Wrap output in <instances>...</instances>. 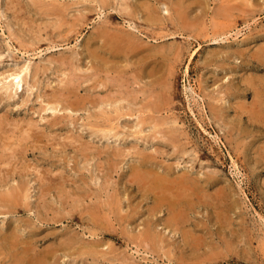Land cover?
<instances>
[{
    "label": "rangeland",
    "instance_id": "obj_1",
    "mask_svg": "<svg viewBox=\"0 0 264 264\" xmlns=\"http://www.w3.org/2000/svg\"><path fill=\"white\" fill-rule=\"evenodd\" d=\"M13 1L0 0V263L23 246L42 264H264V0Z\"/></svg>",
    "mask_w": 264,
    "mask_h": 264
},
{
    "label": "bare ground",
    "instance_id": "obj_2",
    "mask_svg": "<svg viewBox=\"0 0 264 264\" xmlns=\"http://www.w3.org/2000/svg\"><path fill=\"white\" fill-rule=\"evenodd\" d=\"M14 1H15V0H14ZM14 1H13V2H14ZM41 1H42V0H41ZM41 1H40V3H41ZM106 1H108V0H106ZM159 1H160V0H159ZM220 1H222V0H220ZM226 1H227V0H226ZM228 1H229V0H228ZM228 1H227V2H228ZM9 2H11V1H9ZM9 2H8V3H9ZM42 2H43V1H42ZM101 2H102V3H105L104 0H101ZM108 2H109V1H108ZM161 2H162V1H161ZM164 2H165V1H164ZM164 2H162V4H163ZM174 2H175V1H174ZM174 2H171V3H168V4L171 5V4L174 3ZM184 2H185V1H184ZM192 2H193V1H192ZM8 3H7V5H8ZM98 3H100V2H98ZM159 3H160V2H159ZM165 3L167 4V2H165ZM186 3H188V2L186 1ZM189 3L191 4V1H190ZM189 3H188V4H189ZM222 3H224V2L222 1ZM222 3H221V4H222ZM10 4H11V3H10ZM19 4H20V3H19ZM43 4L45 5V3H43ZM156 4H157V3H156ZM162 4H161V5H162ZM190 4H189V5H190ZM7 5H6V7H7ZM102 5H103V4H102ZM102 5H101V6H102ZM158 5H159V4H158ZM161 5H160V6H161ZM163 5H164V4H163ZM172 5H174V4H172ZM192 5H193V4H192ZM197 5H198V4H197ZM197 5H195V6L197 7ZM219 5H220V4H219ZM8 6H10V5H8ZM15 6H17V4H15ZM146 6H147V5H146ZM164 6H166V5H164ZM184 6H185V4H184ZM193 6H194V5H193ZM195 6H194V7H195ZM220 6H221V5H220ZM18 7H19V5H18ZM20 7H21V6H20ZM33 7H34V6H33ZM103 7H104V6H103ZM169 7H170V6H169ZM190 8H191V7H190ZM20 9H21V8H20ZM49 9H50V8H49ZM147 9H148V8H147ZM153 9H154V7H153ZM167 9H168V7L166 6V7L164 8L165 13H168V12H169ZM182 9H183V7H182ZM37 10H38V8H37ZM41 10H42V9H41ZM154 10H156V9H154ZM154 10H152V11H154ZM179 10H181V8H180ZM192 10H193V9H192ZM43 11H44V10H43ZM176 11H178V10H176ZM194 11H195V8H194ZM12 12H13V11H12ZM52 12H53V11H52ZM147 12H148V11H147ZM147 12H146V13H147ZM154 12H155V11H154ZM174 12H175V11H174ZM187 12H188V11H187ZM192 12H193V11H192ZM15 13H16V12H15ZM149 13H150V12H149ZM156 13H157V11H156ZM156 13H155V14H156ZM188 13H189V12H188ZM195 13H196V11H195ZM10 14H11V13H10ZM49 14H50V13H49ZM151 14H152V12H151ZM182 14H183V12H182ZM17 15H18V13H17ZM43 15H44V14H43ZM175 15H177V13H176ZM178 15H179V13H178ZM195 15H197V13H196ZM12 16H13V15H12ZM150 16H153V15H150V14H149V17H150ZM181 16H182V15H181ZM17 17H18V16H17ZM44 17H45V15H44ZM51 17H53V14L51 15ZM56 17H57V16H56ZM192 17H193V16H192ZM195 17H196V16H195ZM47 18H48V17H47ZM57 18H58V17H57ZM156 18H157V17H156ZM14 19H15V18H14ZM21 19H22V17H21ZM154 19H155V17H154ZM154 19H153V20H154ZM188 19H189V18H188ZM179 20H180V19H179ZM186 21H187V20H186ZM51 23H52V22H51ZM22 24H23V23H22ZM52 24H53V23H52ZM52 24H51V25H52ZM59 24H60V23H59ZM56 25H57V24H56ZM40 27H41V26H40ZM36 30H37V29H36ZM94 31H96V29H95ZM53 33H54V32H53ZM105 34H106V31L99 30L97 35H98V37L102 38ZM62 37H63V36H62ZM94 37H96V36H94ZM94 37H93V38H94ZM98 37H97V38H98ZM112 38H113V37H112ZM3 40H4V39H3ZM45 40H46V39H45ZM63 41H64V40H63ZM122 41H123V40H122ZM4 42H5V41H4ZM95 43H97V42H95ZM89 44H91V43H89ZM92 47H93V46H92ZM88 49H90V48H88ZM98 49H99V48H98ZM0 50H1V49H0ZM86 50H87V49H86ZM91 50H92V49H91ZM7 51H8V50H7ZM87 51H88V50H87ZM98 51H99V50H98ZM96 52H97V51H96ZM101 52H102V51H101ZM89 53H91V51H90ZM89 53H88V54H89ZM93 53H94V52H93ZM97 53H98V52H97ZM102 53H103V52H102ZM5 54H6V53H5ZM7 54H8V53H7ZM7 54H6V55H7ZM100 54H101V53H100ZM1 55H3V54H1ZM10 55H11V54H10ZM93 55H94V54H93ZM93 55H90V56L92 57ZM101 55H102V54H101ZM13 56H14V54H13ZM95 56H96V55H95ZM97 56H98V55H97ZM4 57H5V56H4ZM14 57H15V56H14ZM94 58H95V57H94ZM94 58H93V59H94ZM1 59H2V58H1ZM13 59H14V58H13ZM61 59H63V58H61ZM102 59H103V57H102ZM5 60H6V59H5ZM9 61H10V60H9ZM69 61H70V60H69ZM93 61H94V60H93ZM96 62H98V60H97ZM102 62H103V61H102ZM9 64H10V63H9ZM63 64H65V63H63ZM3 65H4V64H3ZM60 65H61V64H60ZM71 65H72V64H71ZM6 66H7V65H6ZM9 66H10V65H9ZM9 66H8V67H9ZM11 66H12V65H11ZM31 66H32V65H31ZM49 66H50V65H49ZM73 67H74V66H73ZM0 68H1V67H0ZM25 68H26V67H25ZM2 69H4V68H2ZM2 69H1V70H2ZM44 69H45V68H44ZM47 69H48V68H47ZM23 70H24V69H23ZM50 70H51V69H50ZM35 71H36V70H35ZM46 71H48V70H46ZM97 71H98V69H97ZM3 72H4V71H3ZM3 72H2V73H3ZM20 72H22V71L20 70ZM93 72H94V71H93ZM15 73H16V71H15ZM25 73H26V72H25ZM73 73H75V72L73 71ZM94 73H95V72H94ZM5 74H6V73H5ZM23 74H24V73H23ZM24 75H25V74H24ZM92 75H93V74H91V76H92ZM95 75H96V73H95ZM95 75H94V76H95ZM9 76H10V82H11V80H12V83H11V84L15 86V90H17V89L20 90V87H22L20 84H21V81H22V79H23V78L21 79V74H20V73H17L16 75H11V74H10ZM96 76L98 77V75H96ZM22 77H23V76H22ZM8 78H9V77H8ZM25 78H26V77H25ZM93 78H94V77H93ZM27 79H28V78H27ZM23 80H24V79H23ZM90 80H91V79H90ZM8 81H9V80H8ZM24 81H25V80H24ZM91 81H92V80H91ZM93 81H94V80H93ZM10 82H9V83H10ZM23 83H24V82H23ZM26 83H27V81H26ZM2 84H3V83H2ZM5 84H7V83L5 82ZM34 84H35V83H34ZM45 84H46V83H45ZM28 85H29V84H28ZM101 85H102V84H101ZM14 86H13V87H14ZM32 86H33V84H32ZM48 86H49V85H48ZM95 86H96V85H95ZM97 86H98V85H97ZM36 87H37V86H36ZM63 87H64V86H63ZM63 87H62V88H63ZM66 87H67V86H66ZM69 87H70V86H69ZM76 87L78 88V86H75V88H76ZM98 87H99V86H98ZM102 87H103V86H102ZM7 88H8V87H7ZM10 88H12V87H10ZM23 88H24V87H23ZM31 88H32V87H31ZM59 88H60V87H59ZM79 88H80V87H79ZM0 89H2V88L0 87ZM56 89H57V87L55 88V91H56ZM69 89H70V88H69ZM69 89H67V91H68ZM94 89H95V88H94ZM98 89H99V88H98ZM98 89H97V90H98ZM9 90L11 91L12 89H9ZM9 90H7V91L9 92ZM33 90H34V89H33ZM64 90H65V89H63L62 92H63ZM76 90H77V89H76ZM76 90H75V92H76L75 94H77V93L79 94L80 91L77 92ZM78 90H79V89H78ZM57 91H58V90H57ZM71 91H72V90H71ZM88 91H89V90H88ZM90 91H92V93H90V94H93V93L96 91V89H95V90H92V88H91ZM93 91H94V92H93ZM13 92H14V91H13ZM13 92H12V94H13ZM18 92H19V91H18ZM18 92H17V93H18ZM60 92H61V91H60ZM62 92L60 93L61 95H58V97L61 96V98H62V94L64 93V92H63V93H62ZM52 93H53V91H52ZM4 94H5V93H4ZM10 94H11V93H8V95H10ZM15 94H16V92H15ZM67 94H68V93H67ZM67 94H66V95H67ZM96 94H97V92H96ZM96 94H95V95H96ZM257 94H258V93H257ZM1 95H2V94H1ZM6 95H7V94H6ZM17 95H18V94H17ZM54 95H55V94H54ZM68 95H69V94H68ZM79 95H80V94H79ZM93 95H94V94H93ZM143 95H144V94H143ZM13 96H14V95H13ZM13 96H12V97H13ZM63 96H64V94H63ZM90 96H92V95H90ZM12 97H11V98H12ZM15 97H16V96H15ZM15 97H14V99H15ZM47 97H48V96H47ZM51 97H53V96H51ZM70 97H72V95H70ZM70 97H69V98H70ZM73 97H74V96H73ZM73 97H72V98H73ZM76 97H78V96H76ZM96 97H97V96H96ZM261 97H262V94H261ZM3 98H4V96L2 97V99H3ZM11 98H10V100H11ZM54 98H55V97H54ZM56 98H57V95H56ZM91 98H92V97H91ZM22 99H23V98H22ZM73 99H74V98H73ZM98 99H99V98H98ZM263 99H264V97H263ZM27 100H28V99H27ZM47 100H50V98H48ZM55 100H56V99H55ZM58 100H59V99H58ZM61 100H62V99H61ZM61 100H60V101H61ZM63 100H65V99H63ZM68 100H69V99H68ZM95 100H97V99L95 98ZM148 100H149V99H148ZM259 101H260V100H259ZM11 102H12V101H11ZM24 102H25V101H24ZM26 102H27V101H26ZM28 102H29V101H28ZM51 102H52V101H51ZM55 102H56V101H55ZM55 102H52V103H55ZM61 102H63V101H61ZM72 102H73V101L70 100V101H67V103H66V105H68V108H70V109L73 108V107H72V105H73ZM149 102H150V101H148V104H149ZM255 102H256V101H255ZM260 102H261V101H260ZM9 103H10V102H9ZM48 103H49V102H48ZM63 103H65V101H64ZM77 103H78V102H77ZM82 103H83V102H82ZM92 103L95 104L94 102H92ZM26 104H27V103H26ZM257 104H258V103H257ZM260 104H261V103H260ZM260 104H259V105H260ZM24 105H25V104H24ZM47 105H48V104H47ZM84 105H85V104H84ZM146 105H147V103H146ZM149 105H151V104H149ZM149 105H147V106H149ZM261 105H262V104H261ZM58 106H59V104H56V103H55V104H50V103H49V110L52 111L53 114L56 113V112H61V111H59V109H61V108L58 109ZM69 106H70V107H69ZM77 106H78V105H77ZM77 106H76V107H77ZM8 107H9V106H8ZM60 107H62V105H61ZM79 107H80V106H78L77 108H79ZM83 107H85V106H83ZM260 107H261V106H260ZM5 108H6V107H5ZM68 108H67V109H68ZM2 109H3V108H2ZM44 109H46V108H44ZM62 109H63V107H62ZM70 109L68 110V113H69L70 115H75L76 112L73 111V110H70ZM81 109H82V108H80L79 110H81ZM4 110H6V109H4ZM42 110H43V109H42ZM76 110H77V109H76ZM79 110H77V111H79ZM6 111H7V110H6ZM47 111H48V110H47ZM1 112H2V111H1ZM1 112H0V113H1ZM262 112H263V111H262ZM260 113H261V110H260ZM10 114H11V113H10ZM58 114H59V113H57V114H55V115H53V116H57ZM69 114H68V115H69ZM1 115H2V113H1ZM59 115H61V116H65V114H59ZM261 115H263V113L260 114V115H258V116H261ZM4 118H5V117H4ZM7 118H8V117H7ZM62 118H63V117H62ZM62 118H61V120H63ZM12 120H13V119H12ZM61 120H60V121H61ZM3 121H6V119L3 120ZM24 121H26V120L24 119ZM57 121L60 122L59 120H57ZM7 122H8V121H7ZM7 122H6V124H7ZM20 122H21V121H20ZM20 122H19V124H20ZM29 122H30L31 124L33 123L32 121H29ZM51 122H52V120H51ZM9 123H10V122H9ZM14 123H15V122H14ZM14 123H13V125H14ZM140 123H141V121H140ZM0 124H2V123H0ZM3 124L5 125V123H3ZM10 124H11V123H10ZM7 125H8V124H7ZM26 125H27V124H26ZM32 125H33V124H32ZM36 125H37V124H36ZM49 125L52 126L51 124H49ZM53 125H55V123H54ZM58 125H61V123H59ZM58 125H57V126H58ZM138 125H139V124H138ZM138 125H137V126H138ZM1 126H2V125H1ZM23 126H24V124H23ZM61 126H62V125H61ZM141 126H142V125H141ZM2 127H3V126H2ZM8 127H9V126H8ZM10 127H11V126H10ZM12 127H13V126H12ZM12 127L9 128L10 131H9V130H7V131H9V132L14 131V130H11ZM15 127H16V126H15ZM15 127H13V128H15ZM24 127H25V126H24ZM29 127H30V126H29ZM40 127H41V126H40ZM52 127H54V126H52ZM135 127H136V126H135ZM139 127H140V126H139ZM0 128H1V127H0ZM4 128H5V127H4ZM18 128H19V127H18ZM26 128H27V127H26ZM34 128H35V126H34ZM44 128H45V127H44ZM47 128H48V127H47ZM49 128H50V127H49ZM62 128H63V126H62ZM101 128H102V127H101ZM112 128H113V126H112ZM112 128H111V129H112ZM28 129H29V128H28ZM37 129H38V128H37ZM54 129H55V128H54ZM59 129H60V128H59ZM99 129H100V128H99ZM103 129H104V128H103ZM111 129H110L109 131H111ZM138 129H139V128H138ZM138 129H134V132H135V130H138ZM140 129H141V128H140ZM15 130H16V129H15ZM18 130H19V129H18ZM32 130H33V129H32ZM46 130H47V129H46ZM46 130H45V131L42 130V131L46 132ZM50 130H51V129H50ZM61 130H62V129H61ZM101 130H102V129H101ZM101 130H100V134L103 133V132L101 133ZM106 130H107V129H106ZM106 130H105V131H106ZM22 131H23V130H22ZM30 131H31V130H30ZM30 131H29V132H30ZM35 131H36V130H35ZM48 131H49V129H48ZM52 131H53V129H52ZM105 131H104V133H105ZM141 131H142V130H141ZM19 132H20V131H19ZM19 132H18V133H19ZM29 132H28V134H29ZM32 132H33V131H32ZM53 132H54V131H53ZM96 132H97V131H96ZM137 132H138V131H137ZM15 133H16V131H15ZM21 133H22V132H21ZM36 133H37V132H36ZM54 133H55V132H54ZM117 133H119V132H117ZM5 134H6V133H5ZM5 134H3V135H5ZM8 134H11V133H8ZM32 134H33V133H32ZM32 134H30V135L32 136ZM47 134H48V133H47ZM71 134H72V133H71ZM108 134H109V133H108ZM135 134H136V133H135ZM24 135H25V134H23L22 136H24ZM55 135H56V134H55ZM59 135H60V134H59ZM102 135H103V134H102ZM105 135H106V134H105ZM140 135H142V134H140ZM15 136H17V135H15ZM15 136H14V137H15ZM20 136H21V135H20ZM34 136H35V133H34ZM37 136H38V138H39L40 135H36V137H37ZM53 136H54V135H53ZM60 136H61V135H60ZM106 136H107V135H106ZM116 136H117V135H116ZM134 136H136V135H134ZM164 136H166V135H164ZM9 137H10V136H9ZM32 137H33V136H32ZM36 137H33V138H36ZM47 137H49V136L47 135ZM56 137H58V136H56ZM61 137H62V136H61ZM64 137H65V136H64ZM67 137H68V136H67ZM72 137H73V136H72ZM81 137H82V136H81ZM103 137H104V136H103ZM0 138H1V137H0ZM17 138H18V137H17ZM41 138H42V137H41ZM50 138H52V137L50 136ZM50 138H49V139H50ZM68 138H69V137H68ZM74 138H75V137H74ZM101 138H102V137H101ZM3 139H4V138H3ZM69 139H70V138H69ZM78 139H79V137H78ZM107 139H108V137H107ZM136 139H139V138H136ZM164 139H165V138H164ZM166 139H168V136L166 137ZM169 139H170V138H169ZM171 139H172V138H171ZM173 139H174V138H173ZM0 140H1V139H0ZM28 140H29V139H28ZM36 140H37V139H36ZM42 140H43V139H42ZM52 140H53V138H52ZM54 140H55V139H54ZM58 140H59V139H58ZM61 140H62V139H61ZM67 140H68V139H67ZM70 140H71V139H70ZM70 140H69V143H72ZM73 140H74V139H73ZM76 140H77V139H76ZM103 140H105V139H103ZM2 141H3V140H2ZM2 141H1V143H2ZM14 141H15V140H14ZM14 141H13V142H14ZM26 141H27V140H26ZM48 141H50V140H48ZM63 141H64V140H63ZM74 141H75V140H74ZM74 141H73V142H74ZM8 142H9V141H8ZM11 142H12V141H11ZM16 142H17V141H16ZM40 142H42V141H40ZM78 142H79V141H78ZM101 142H102V141H101ZM101 142H100V143H101ZM9 143H10V142H9ZM9 143H8V145H9ZM22 143H23V141H22ZM29 143H30V142H29ZM82 143H84L83 140H82ZM103 143H104V142H103ZM17 144H18V142H17ZM20 144H21V143H20ZM30 144H31V143H30ZM34 144H36V143H34ZM57 144H58V145H63L62 143H61V144L57 143ZM27 145H28V144H27ZM31 145H33V144H31ZM70 145H71V144H70ZM73 145H74V144H73ZM84 145H85V144H84ZM173 145H174V144H173ZM1 146H2V145H1ZM4 146H5V144H4ZM15 146H16V145H15ZM25 146H26V145H25ZM63 146H64V145H63ZM104 146H105V145H104ZM108 146H109V145H106V148H107V149H108ZM110 146H111V145H110ZM110 146H109V149L112 147V146H111V147H110ZM175 146H177V145H175ZM7 147H8V149H9V146H7ZM18 147H20V145H19ZM18 147H16V148H18ZM29 147H30V146H29ZM32 147L35 148L34 146H32ZM56 147H57V146H56ZM67 147H68V146H67ZM83 147H84V146H83ZM83 147H81V148L83 149ZM16 148H15V149H16ZM27 148H28V147H27ZM27 148H26V149H27ZM60 148H61V147H60ZM84 148H86V147H84ZM89 148H90V147H89ZM89 148H88V149H85V150H89ZM18 149H19V148H18ZM23 149H24V147L22 148V150H23ZM26 149H25V150H26ZM82 149H81V152L83 151ZM111 149H113V147H112ZM5 150H7V149L5 148ZM19 150H20V149H19ZM85 150H84L83 153H85ZM2 151H4V150H2ZM2 151H1V152H2ZM114 151L117 152V151L115 150V148H114ZM4 152H5V151H4ZM7 152H8V151H7ZM23 152H24V151H23ZM30 152H31V151H30ZM79 152H80V150H79ZM25 153H26V151H25ZM32 153H34V152H32ZM112 153H114V152H112ZM1 154H3V153H1ZM1 154H0V155H1ZM4 154H5V153H4ZM18 154H20V153L18 152ZM22 154H23V153H22ZM87 154H88V152H87ZM118 154H119V153H118ZM7 155H8V154H7ZM9 155H10V154H9ZM110 155H111V153H110ZM113 155L116 156L117 153H116V154L114 153ZM113 155H111V156H113ZM149 155H151V154H149ZM10 156H11V155H10ZM13 156H15V154H13ZM25 156H26V155H25ZM85 156H86V155H85ZM119 156H120V155H119ZM119 156H118V157H119ZM142 156H143V155H142ZM151 156H152V155H151ZM11 157H12V156H11ZM22 157H23V156H22ZM113 157H114V156H113ZM113 157H112V158H113ZM116 157H117V156H116ZM146 157H149V156H147V154H146ZM143 158H144V160H143L144 163H145V161H146L147 163L149 162V161L145 160V157H143ZM143 158H140V159H143ZM153 158H154V157H153ZM113 159H114V158H113ZM150 159H152V158L149 157L148 160H150ZM1 161H2V159H1ZM3 161H4V160H3ZM8 161L10 162V160H7V162H8ZM13 161H14V160H13ZM22 161H23V160H22ZM9 162H8V164H9ZM2 163H3V162H2ZM14 163H16V162H14ZM22 163H23V162H22ZM149 163H151V161H150ZM149 163H148V164H149ZM3 164H5V163H3ZM1 165H2V164H1ZM141 165H142V164H141ZM14 166H15V167H18L17 164H15ZM19 166H22L21 163H20ZM24 166H25V165H24ZM24 166H23V167H24ZM143 166H144V165H143ZM25 167H26V166H25ZM51 167H52V166H51ZM144 167H145V166H144ZM1 168H2V167H1ZM8 168H9V167H8ZM8 168H7V170H8ZM19 168H20V167H19ZM3 169H4V168H3ZM5 169H6V168H5ZM9 170H10V168H9ZM16 170H17V169H16ZM46 170H47V169H46ZM13 171H14V170H13ZM25 171H26V170H25ZM63 171H65V170H63ZM10 173H12V172H10ZM64 173H66V172H64ZM25 174H27V173H25ZM45 174H46V173H45ZM52 174L54 175V173H52ZM52 174H51V175H52ZM134 174H135V173H134ZM139 174H140V173H139ZM132 175H133V174H132ZM136 175H137V172H136ZM140 175H141V174H140ZM3 176H4V175H3ZM3 176H2V177H3ZM5 176H7V175H5ZM48 176L50 177V175H48ZM145 176L149 178V176H147V175H145ZM7 177H8V176H7ZM10 177H11V176H10ZM17 177H18V176H17ZM44 177H45V176H44ZM59 177H60V176H59ZM59 177H58V178H59ZM134 177H135V176H134ZM146 177H145V178H146ZM3 178H4V177H3ZM3 178H2V179H3ZM40 178H41V177H40ZM40 178H39V179H40ZM55 178H56V177H55ZM84 178H85V177H84ZM142 178H144V177H142ZM8 179H10V178H8ZM13 179H14V178H13ZM51 179H52V178H51ZM51 179H50V180H51ZM56 179H57V178H56ZM137 179H138V178H137ZM20 180H21V179H20ZM22 180H23V179H22ZM40 180H41V179H40ZM40 180H38V181H40ZM50 180H49V181H50ZM52 180H53V179H52ZM140 180H141V179H140ZM142 180H143V179H142ZM142 180H141V181H142ZM145 180H146V179H145ZM7 181H8V180H7ZM41 181H42V180H41ZM44 181H46V180H44ZM179 181H180L179 184H182V183L184 182L183 186H186V185H185V184H186V183H185V182H186L185 180H184V181H183V180H179ZM18 182L20 183V181H18ZM68 182H69V181H68ZM85 182H86V181H85ZM137 183H138V180H137ZM141 183H142V182H141ZM147 183H148V182H147ZM179 184H178V185H179ZM5 185H6V184H5ZM7 185H8V184H7ZM21 185H22V184H21ZM23 185H24V184H23ZM39 185H40V184H39ZM48 185H49V184H48ZM84 185H85V184H84ZM86 185H87V184H86ZM149 185H150V184H149ZM159 185H160V184H159ZM159 185H158V186H159ZM178 185H177V186H178ZM0 186H1V185H0ZM9 186H10V185H9ZM11 186H12V185H11ZM151 186H152V185H151ZM38 187H39V186H38ZM141 187H142V186H141ZM143 187H145V186H143ZM170 187H171V186H170ZM179 187H180V186H179ZM193 187H194V186H193ZM12 188H14V187H12ZM15 188H16V187H15ZM49 188H50V187H49ZM60 188H61V187H60ZM80 188H81V187H80ZM82 188H83V187H82ZM181 188H182V187H181ZM181 188H179V189H181ZM10 189H11V188H10ZM16 189H17V188H16ZM20 189H21V188H20ZM44 189H45V187H44ZM46 189H47V188H46ZM46 189H45V191H47ZM163 189H164V188H163ZM168 189H169V188H168ZM1 190H3V189H1ZM13 190H14V189H13ZM17 190H18V189H17ZM49 190H50V189H49ZM59 190H60V189H59ZM67 190H68V189H67ZM177 190H178V189H177ZM10 191H11V190H10ZM24 191H25V190H24ZM24 191H22V193H23ZM179 191H181V190H179ZM20 192H21V190H20ZM38 192H39V191H38ZM54 192H55V190H54ZM59 192L62 193V191H59ZM64 192H67V191H64ZM86 192H87V191H86ZM68 193H69V192H68ZM80 193H81V192H80ZM80 193H78V194H80ZM87 193H89V192H87ZM10 194H11V193H10ZM39 194H40V192H39ZM41 194H42V193H41ZM59 194H60V193H59ZM62 194H63V193H62ZM62 194H60V195H62ZM65 194H66V193H65ZM69 194H70V193H69ZM69 194H68V195H69ZM7 195H8V194H7ZM14 195H15V194H14ZM25 195H26V193H25ZM25 195H24V196H25ZM46 195H47V194H46ZM57 195H58V194H57ZM60 195H59V196H60ZM66 195H67V194H66ZM75 195H76V194H75ZM75 195H74V197H75ZM81 195H82V194H81ZM22 196H23V195H22ZM22 196H21V197H22ZM6 197H8V196H6ZM28 197H29V196H28ZM49 197H50V196H49ZM88 197L90 198L91 196L88 195ZM3 198H4V196H3ZM3 198H2V199H3ZM11 198H12V194H11ZM13 198L15 199V197H13ZM23 198H25V197H22V199H23ZM39 198H40V197H39ZM39 198H38V199H39ZM47 198H48V197H47ZM60 198H62V196H61ZM63 198H64V197H63ZM63 198H62L61 200H63ZM66 198H67V197H66ZM83 198H85V197H83ZM5 199H6V201H5L4 203L2 202L4 206L6 205V202H7V198H5ZM16 199H17V198H16ZM19 199H20V198H19ZM22 199H21V200H22ZM26 199H27V198H26ZM70 199H71V198H70ZM73 199H74V198H73ZM77 199H78V196H77ZM80 199H81V196H80ZM80 199H79V200H80ZM9 200H10V199H9ZM44 200H45V199H44ZM48 200H50V199H48ZM54 200H55V199H54ZM61 200H60V201H61ZM71 200H72V199H71ZM71 200H70V201H71ZM18 201H19V200H18ZM38 201H39V200H38ZM46 201H47V199H46ZM76 201H77V200H76ZM81 201H83V199H82ZM81 201H80V202H81ZM84 201H85V200H84ZM14 202H16V201H14ZM22 202H23V200H22ZM24 202H25V200H24ZM24 202H23L21 205H24ZM44 202H45V201H44ZM48 202H49V201H48ZM64 202H65V198H64ZM67 202H68V201H67ZM67 202H66V203H67ZM77 202H78V201H77ZM12 203H13V202H12ZM18 203H19V202H18ZM18 203H15V204H17V207H18ZM27 203H28V201H27ZM61 203H62V202H61ZM72 203H73V202H72ZM13 204H14V203H13ZM37 204H41V202H40V203L38 202ZM47 204H48V203H47ZM63 204H65V203H63ZM79 204H80V203H79ZM85 204H86V202H85ZM9 205H10V204H9ZM21 205H20V206H21ZM32 205H33V204H32ZM45 205H46V202H45ZM48 205H50L49 207H52L51 204H48ZM52 205H53V204H52ZM67 205H69V202H68ZM117 205H118V204H117ZM10 206H11V205H10ZM13 206H14V205H13ZM33 206H34V205H33ZM41 206H42V205H41ZM61 206H62V205H61ZM70 206H71V205H70ZM80 206H81V205H80ZM89 206H90V205H89ZM102 206H103V205H102ZM118 206H119V205H118ZM6 207H7V206H6ZM24 207H25V206H24ZM34 207H35V206H34ZM37 207H39V206H37ZM49 207H48V208H49ZM54 207H55V206H54ZM54 207H52V209H53ZM59 207H60V206H59ZM71 207H75V206L72 205ZM71 207H70V208H71ZM76 207H77V206H76ZM95 207H96V206H95ZM95 207H93V208H95ZM10 208H11V207H9V209H7V210H11ZM60 208H62V207H60ZM79 208H80V207H79ZM86 208H87V207H86ZM91 208H92V207H91ZM118 208H119V207H118ZM1 209H2V208H1ZM3 209H4V208H3ZM12 209H13V207H12ZM45 209H46V207H45ZM50 209H51V208H50ZM71 209H73V208H71ZM71 209H70V210H71ZM76 209H77V208H76ZM88 209H89V208H88ZM88 209H87V210H88ZM96 209H97V207L95 208V210H96ZM99 209H100V208H99ZM84 210H85V208H84ZM95 210H94V212L97 211V210H96V211H95ZM111 210H112V209H111ZM118 210H119V209H118ZM0 211H1V210H0ZM3 211H4V210H3ZM14 211H16V210H14ZM24 211H26V210H24ZM24 211H23V212H24ZM28 211H29V210H28ZM32 211H33V210H32ZM35 211H36V210H35ZM82 211H83V210H82ZM88 211H89V210H88ZM92 211H93V210H92ZM92 211H91V212H92ZM98 211H99V210H98ZM100 211H101V210H100ZM1 212H2V211H1ZM46 212H47V210H46ZM118 212H119V211H116V214H117ZM5 213H6V211H5ZM5 213H3V214H5ZM33 213H35V212H33ZM65 213H66V212H65ZM103 213H104V212H103ZM0 214H1V213H0ZM3 214H2V215H3ZM11 214H12V213H11ZM11 214H10V215H11ZM35 214H36V213H35ZM38 214H39V213H38ZM38 214H37V215H38ZM48 214H49V213H48ZM67 214H71V213H67ZM51 215H52V214H51ZM57 215H58V214H57ZM64 215H66V214H64ZM103 215H105V214H103ZM11 216H12V215H11ZM28 216H29V214H28ZM28 216H26V217H28ZM30 216H31V214H30ZM39 216H40V215H39ZM39 216H38V217H39ZM47 216H48V215H47ZM47 216H46V217H47ZM49 216H50V215H49ZM49 216H48V217H49ZM53 216H54V215H53ZM58 216H59V215H58ZM58 216H57V217H58ZM67 216H68V215H67ZM22 217H25V216H21V218L19 217V219H21V220H19V221H22V220H23ZM32 217H33V216H32ZM43 217H44V216H43ZM60 217H61V216H60ZM60 217H59V219H60ZM62 217H63V216H62ZM16 218H17V216H15V219H16ZM63 218H64V217H63ZM26 219H27V218H26ZM26 219L24 218V221H23V222H25ZM31 219H32V218H31ZM11 220H12V219H11ZM45 220H46V219H45ZM55 220H56V216H55ZM55 220H54V221H55ZM61 220H62V219H61ZM13 221H14V220H12L11 223H12ZM16 221L18 222V218H17ZM54 221H53V222H54ZM14 222H15V221H14ZM17 222H16V223H17ZM23 222H22V223H23ZM40 222H41V221H40ZM48 222H49V221H48ZM64 222H65V221H64ZM16 223H15V224H16ZM25 223H26V225H27V221H26ZM34 223H35V222H34ZM12 224H13V223H12ZM12 224H11V225H12ZM18 224H19V222H18L16 225H18ZM29 224H30V223H29ZM35 224H36V223H35ZM26 225H25V227H27ZM18 226H19V225H18ZM5 227H6V225H4L3 229H5ZM14 227H15V226H14ZM14 227H13V225H12V228H14ZM19 227H23V226H19ZM33 228H34V227H33ZM18 229H19V228H18ZM23 229H25V228H23ZM1 230H2V229H1ZM6 230H7V229H6ZM6 230H5V232H6ZM9 230H10V229H9ZM20 230H21V229H20ZM25 230H26V229H25ZM28 230H30V229H28ZM2 231H3V230H2ZM17 231H19V230H17ZM17 231H15V232H17ZM22 231H23V230H22ZM26 231H27V230H26ZM35 231H36V230H35ZM7 232H8V230H7ZM15 232H14V233H15ZM30 232H31V231H30ZM47 232H48V231H47ZM93 232H95V231H93ZM93 232H91V235L94 234ZM8 233H10V232H8ZM19 233H20V232H19ZM22 233H23V232H22ZM26 233H27V232H26ZM31 233H32V232H31ZM39 233H40V232H39ZM41 233H42V232H41ZM41 233H40V234H41ZM17 234H18V233H17ZM34 234H35V233H34ZM44 234H45V233H44ZM61 234H62V233H61ZM71 234H72V233H71ZM80 234H82V233H80ZM83 234H84V233H83ZM95 234H96V233H95ZM1 235H2V234H1ZM6 235H7V234H6ZM19 235H20V237H21L22 235L24 236V234H22V235L19 234ZM25 235H26V234H25ZM28 235H32V234L28 233ZM28 235H27V236H28ZM78 235H79V233H78ZM84 235H85V234H84ZM10 236H12V233H11ZM14 236H15V238H16V236H18V235H14ZM33 236H34V235H33ZM85 236H86V235H85ZM3 237H4V240H5L6 236L3 235ZM12 237H13V236H12ZM28 237H29V236H28ZM76 237H77V236H76ZM79 237H81V235H79ZM82 237H83V236H82ZM26 238H27V237H26ZM6 239H7V238H6ZM10 240H12V239H10ZM20 240H21V241H19V242H20V243H23V242H22L23 239H20ZM26 240H27V239H26ZM26 240H25V241H26ZM78 240H79V238H78ZM152 240H153V239H152ZM154 240H155V239H154ZM14 241H15V243H17L18 239H14ZM23 241H24V240H23ZM83 241H84V240H83ZM85 241H86V239H85ZM150 241H151V240H150ZM159 241H160V240H159ZM4 242H5V241H4ZM10 242H11V241H10ZM12 242H13V240H12ZM66 242H68V241H66ZM148 242H149V241H148ZM152 242H153V241H152ZM161 242H162V241H161ZM5 243H6V242H5ZM13 243H14V242H13ZM24 243H25V242H24ZM26 243H28V241H26ZM71 243H72V242H71ZM75 243H77V242L75 241ZM86 243H87V242H86ZM0 244H1V243H0ZM82 244H83V243H82ZM87 244H88V243H87ZM87 244H86V245H87ZM150 244H151V243H150ZM155 244H156V243H155ZM9 245H10V244H9ZM12 245H13V244H12ZM15 245H16V244H15ZM17 245L19 246V243H17ZM21 245H23V244H21ZM84 245H85V244H84ZM157 245H158V244H157ZM6 246H7V244H6ZM77 246H78V245H77ZM7 247H8V246H7ZM13 247H14V245H13ZM22 247H23V246H22ZM22 247H21V248H18V247L16 246V248L21 249L22 251H21L20 253H14V254H13V263H12V262H10V263H12V264H42L41 261L33 260V257L30 256V254H32V253H31L32 250H31L30 248H24V249H23ZM65 248H66V247H65ZM72 248H73V246H72ZM81 248H82V247H81ZM81 248H80V249H81ZM5 249H6V248H5ZM29 249H30V250H29ZM13 250H15V249H13ZM87 251H88V250H87ZM97 251H100V250H97ZM7 252H8V251H6V253H7ZM10 252H12V251L10 250ZM14 252H15V251H14ZM100 252H101V251H100ZM100 252H99V256H100ZM6 253H5V255H6ZM8 253H9V252H8ZM48 253H49V252H48ZM95 253H96V252H95ZM84 254H85V253H84ZM87 254L89 255V253H87ZM90 254H92V253L90 252ZM101 254H102V253H101ZM103 255H105V254L103 253ZM92 256H93V255H92ZM96 256H98V255H96ZM10 258H11V256H10ZM45 258H46V256H45ZM95 258H97V257H95ZM102 258H103V257H102ZM5 259H6V258H5ZM98 259H99V258H98ZM0 261H1V260H0ZM7 261H8V260H7ZM11 261H12V260H11ZM6 263H7V264H10V263H8V262H5V264H6ZM0 264H1V263H0Z\"/></svg>",
    "mask_w": 264,
    "mask_h": 264
}]
</instances>
